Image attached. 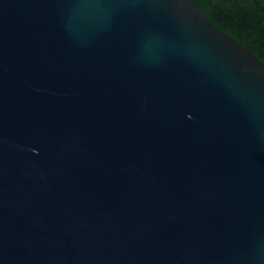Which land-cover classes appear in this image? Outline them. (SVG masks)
I'll return each instance as SVG.
<instances>
[{
	"label": "water",
	"instance_id": "95a60500",
	"mask_svg": "<svg viewBox=\"0 0 264 264\" xmlns=\"http://www.w3.org/2000/svg\"><path fill=\"white\" fill-rule=\"evenodd\" d=\"M0 264H264V0H0Z\"/></svg>",
	"mask_w": 264,
	"mask_h": 264
}]
</instances>
